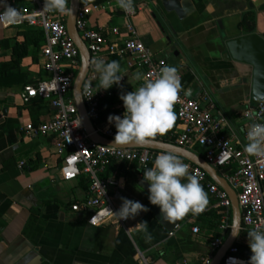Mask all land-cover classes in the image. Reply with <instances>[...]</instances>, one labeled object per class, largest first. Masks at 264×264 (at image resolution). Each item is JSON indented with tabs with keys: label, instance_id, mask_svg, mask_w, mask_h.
I'll return each instance as SVG.
<instances>
[{
	"label": "crops",
	"instance_id": "0c3cea01",
	"mask_svg": "<svg viewBox=\"0 0 264 264\" xmlns=\"http://www.w3.org/2000/svg\"><path fill=\"white\" fill-rule=\"evenodd\" d=\"M137 1L141 7L133 19L137 32L153 52L180 70L181 90L194 99L208 92L217 109L240 129V112L250 102V67L222 60L214 36L217 20L233 35L249 33L255 27L264 32V0H190L193 12L181 20L172 13L174 30L164 21L165 34L151 15L157 0ZM23 3L25 0L17 2ZM8 5L0 0V10ZM90 22L117 25L123 31L119 12H98ZM22 30V25L0 24V63L12 58V48L2 47L1 41L22 42ZM25 51L7 84L0 86V264H200L211 250L220 220L215 217V200L206 191V209L199 215H187L167 231L152 213L143 173L132 164L112 163L106 173L120 179L118 186L109 189L117 210L121 197L139 201L148 210L128 219V229L114 221L89 225L85 212L71 210L73 202L90 195L89 186L81 182V174L68 181L59 177L60 158L54 153L52 136L26 137L22 131L25 123L47 121L54 112L47 102L25 96L24 85L47 76L39 49ZM103 60L119 62L122 93L140 86L141 79L135 77L142 73L126 67L127 57L105 55ZM20 161L24 165L19 166ZM193 225L199 228L196 234L191 231Z\"/></svg>",
	"mask_w": 264,
	"mask_h": 264
},
{
	"label": "built area",
	"instance_id": "2783aa9c",
	"mask_svg": "<svg viewBox=\"0 0 264 264\" xmlns=\"http://www.w3.org/2000/svg\"><path fill=\"white\" fill-rule=\"evenodd\" d=\"M20 13L19 21L8 26H25L38 28L44 34V41L39 47L41 67L47 76L33 84L24 85L28 99L38 98L49 104L54 112L44 122H27L22 126L26 137L50 135L53 138L54 153L60 158L59 177L62 180L75 179L84 174L89 179L90 195L80 202H73L71 210L85 212L86 222L95 226L106 222H115L117 226L128 229L127 220H119L108 211H117L109 189L119 185V178L114 173H106L112 163H135L138 168L146 169L153 165L155 157L165 151L148 148H117L102 145L89 140L72 97L71 88L80 67L78 49L68 35L66 29L67 15L42 10L44 0H3ZM69 3V0H68ZM140 4L133 0L131 12L119 7L117 0H80L75 16V27L80 38L90 53L89 70L82 84L81 96L94 128V132L113 140L115 126L113 123L100 119V102L104 97L111 96L122 88L113 85L108 90H97L98 73L94 71L92 61L106 56L125 58L128 69L137 68L143 77L155 78V74L164 66H171L164 57L158 56L140 38L133 19L140 12ZM5 10L2 9L0 12ZM107 11L110 14L119 12L123 18V31L119 26H95L90 17ZM163 62V63H162ZM179 76L181 72L178 68ZM91 85L94 94L87 98L85 88ZM96 91V92H95ZM121 94H123L121 92ZM122 101V100H121ZM178 123L174 134L170 137L173 143L193 150L202 149L203 158L216 169L228 168L222 173L231 188L236 192L240 211L241 225L239 235L228 249L221 264H247L251 255L248 246L247 231L264 222V158L249 155L245 152L246 133L253 123H264V98L258 104L248 102L241 110L240 129L232 119L217 109L208 92H203L198 99L188 97L183 90L179 92V100L174 106ZM124 109L116 115L123 116ZM257 113L254 119L250 114ZM241 134V135H240ZM156 139L163 140L161 136ZM190 166V172L199 177V182L206 192L215 200L220 208V237L210 241V252L201 259L200 264H208L214 252L220 247L224 236L232 228L231 202L227 193L207 173L197 165L180 157ZM24 161L19 162V166ZM108 208V209H107ZM96 214V215H95ZM96 224L90 220L94 216ZM193 234L198 233L197 225L191 227Z\"/></svg>",
	"mask_w": 264,
	"mask_h": 264
},
{
	"label": "clouds",
	"instance_id": "9594fccd",
	"mask_svg": "<svg viewBox=\"0 0 264 264\" xmlns=\"http://www.w3.org/2000/svg\"><path fill=\"white\" fill-rule=\"evenodd\" d=\"M117 2L124 11H132L133 0ZM42 10L68 16L72 14L68 0H44ZM19 18L20 13L11 5L0 12V23L5 25L15 24ZM92 64L94 71L99 74V86L96 91L108 90L114 84L120 85L122 75L118 61L106 63L103 59H94ZM135 78L140 80L142 76L137 73ZM181 89V78L177 69L164 65L155 74V78L143 77V83L135 91L121 94L119 98L123 102V116L109 115L107 118L116 129L111 144H143L156 142L158 136H164L176 120L174 106L179 100ZM85 92L88 94L87 98L94 94L90 84L85 88ZM257 116V113H252L249 119ZM246 139L245 152L264 158V123L251 124ZM189 169L190 166L178 155L165 152L158 154L152 167L143 171V181L148 184L149 202L158 206L162 219L168 223L175 224L189 214L199 215L207 207V194L199 182V177L192 174ZM121 200L122 204L117 211L107 208L119 220L134 218L140 212L148 210L139 201L123 197ZM95 215L90 218L93 224H96ZM143 222L147 224L146 221ZM233 234L238 236L239 231H234ZM247 241L251 250L247 264H264V222L247 231Z\"/></svg>",
	"mask_w": 264,
	"mask_h": 264
},
{
	"label": "water",
	"instance_id": "95a60500",
	"mask_svg": "<svg viewBox=\"0 0 264 264\" xmlns=\"http://www.w3.org/2000/svg\"><path fill=\"white\" fill-rule=\"evenodd\" d=\"M79 2L80 0H69L68 6L72 8V14L69 16L67 15L66 17V29L69 37L78 49L80 57V67L73 80L71 93L84 130L89 134V140L117 148H148L172 152L204 170L208 177L227 193L231 202L232 228L208 263L221 264L228 249L232 246L237 237L233 233L234 231H239L241 218L236 192L231 188L226 179L217 171V169L208 164L206 160L195 151L173 142L156 139V142H146L143 144L130 143L127 145H114L111 144L113 140L94 132V128L88 117L81 96L82 84L89 70L90 53L75 27V16ZM193 9L190 0H157V5L154 6L151 15L156 20V24L161 32L165 34L166 29L162 24L164 21L171 25V30H174L171 23L173 22L172 13L177 19L181 20L192 13ZM217 24L218 27L214 37L217 39L220 57L224 61H234L250 67V73L247 76V78L250 79L249 101L253 105H256L264 98V32L258 31L255 27V29L249 33L241 34V32H239V34L233 35L224 27L222 20H217ZM166 38L168 41H171L169 36H166ZM2 114H6V108H3ZM151 209L159 224H161L167 231H172L181 221L180 220L175 224L168 223L162 219L158 206L151 204Z\"/></svg>",
	"mask_w": 264,
	"mask_h": 264
},
{
	"label": "trees",
	"instance_id": "16d2710c",
	"mask_svg": "<svg viewBox=\"0 0 264 264\" xmlns=\"http://www.w3.org/2000/svg\"><path fill=\"white\" fill-rule=\"evenodd\" d=\"M21 32L24 35V40L22 42L11 41L8 39L1 41L2 47L12 48V58H11V60H9L7 62L0 63V86L7 84V79H9V77H11L13 75V71H12L13 67L17 66L21 57L24 54H26L25 50L28 48H33L34 51H38L39 47L41 46V44L44 41V34H43L42 30H40L38 28H30V27L24 26V30H22ZM113 58L115 59L117 57L113 56ZM121 92H122V89L115 92L111 96L104 97L101 100V102H100V113L99 114H100V119L102 121H107L108 120L107 118L109 115H116L121 109H124L123 102L119 98V96L121 95ZM177 123H178V120H176L174 122L173 127L164 136H162V139L164 141H169V142L174 141V139L170 137V134L175 133ZM198 149H199V147H197V146L193 148V150L197 154L201 155L200 152L198 151ZM121 163L126 164L124 162H121ZM121 163H120V165H122ZM132 165L135 166L136 171H138L140 173H143V171L145 170V169L137 168V165L135 163H133ZM151 165H149L148 168H150ZM219 170L222 173H224L228 170V168H226V167L220 168ZM81 182L84 184H87L89 186V179L84 174H81ZM202 187H203V190L205 192L206 190H205L204 186H202ZM220 214H221L220 208H217V215L215 217L218 219V217H220ZM190 215L191 214H189L188 216H190ZM219 236H220V233L218 232L217 234L214 235V238H217Z\"/></svg>",
	"mask_w": 264,
	"mask_h": 264
},
{
	"label": "rangeland",
	"instance_id": "374dc122",
	"mask_svg": "<svg viewBox=\"0 0 264 264\" xmlns=\"http://www.w3.org/2000/svg\"><path fill=\"white\" fill-rule=\"evenodd\" d=\"M198 151L200 152L201 156L203 157L202 149L199 148Z\"/></svg>",
	"mask_w": 264,
	"mask_h": 264
}]
</instances>
